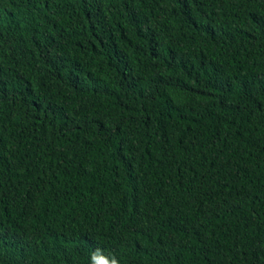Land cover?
<instances>
[{"label":"trees","instance_id":"1","mask_svg":"<svg viewBox=\"0 0 264 264\" xmlns=\"http://www.w3.org/2000/svg\"><path fill=\"white\" fill-rule=\"evenodd\" d=\"M264 264V0H0V264Z\"/></svg>","mask_w":264,"mask_h":264},{"label":"clouds","instance_id":"2","mask_svg":"<svg viewBox=\"0 0 264 264\" xmlns=\"http://www.w3.org/2000/svg\"><path fill=\"white\" fill-rule=\"evenodd\" d=\"M90 264H120L114 255H107L100 248H96L90 255Z\"/></svg>","mask_w":264,"mask_h":264}]
</instances>
